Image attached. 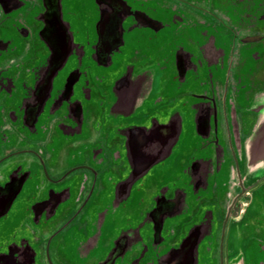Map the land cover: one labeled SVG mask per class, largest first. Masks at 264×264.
<instances>
[{
    "label": "flooded vegetation",
    "instance_id": "1",
    "mask_svg": "<svg viewBox=\"0 0 264 264\" xmlns=\"http://www.w3.org/2000/svg\"><path fill=\"white\" fill-rule=\"evenodd\" d=\"M0 264H264V0H0Z\"/></svg>",
    "mask_w": 264,
    "mask_h": 264
}]
</instances>
